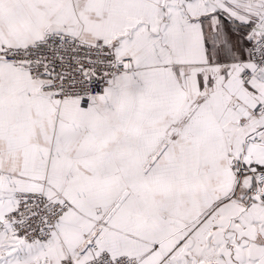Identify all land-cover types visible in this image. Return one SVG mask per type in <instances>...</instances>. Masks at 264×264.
Instances as JSON below:
<instances>
[{
    "label": "snow or ice",
    "instance_id": "6c2138e0",
    "mask_svg": "<svg viewBox=\"0 0 264 264\" xmlns=\"http://www.w3.org/2000/svg\"><path fill=\"white\" fill-rule=\"evenodd\" d=\"M0 264H264V0H0Z\"/></svg>",
    "mask_w": 264,
    "mask_h": 264
}]
</instances>
